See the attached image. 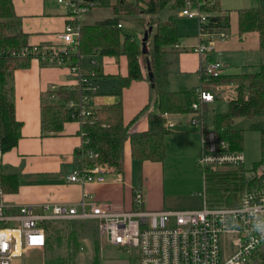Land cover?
I'll use <instances>...</instances> for the list:
<instances>
[{"label": "trees", "instance_id": "obj_1", "mask_svg": "<svg viewBox=\"0 0 264 264\" xmlns=\"http://www.w3.org/2000/svg\"><path fill=\"white\" fill-rule=\"evenodd\" d=\"M200 2L199 9L206 15L203 26L208 36L227 35L230 11L220 8L219 0H191ZM185 0H99L97 8L107 9L110 16L91 24L82 23L79 28L78 45L74 53L63 56L66 64L78 63L81 57L97 53L118 59H126L127 73L117 76V85L113 94L115 103L94 109L90 117L80 123L81 145L77 155L82 157L81 164L93 162L113 167L122 172L123 145L128 140L131 158L142 161L161 162L165 158L167 144L165 135L169 129L165 127V115L190 114L205 121L210 129L228 143L229 149L242 151L244 131L231 128L233 119L239 117L260 118L250 124L249 129L258 132L259 159L251 171L243 166L227 167L214 172L206 171L209 184L206 191L220 195L221 203L217 206L232 207L238 203L240 194L255 186L264 172V63L257 66L256 71L249 73L220 74L217 77L206 76L200 69L199 85L169 91L168 75L171 60L168 49L178 44L180 35L177 28L176 14L184 7ZM163 10L170 13L164 20L157 18ZM239 35L254 32L258 36V46L264 51V6L246 7L234 10ZM156 17L154 22L139 18L140 25L151 27L146 41V53L141 52V42L122 31L120 18L124 16ZM147 30V29H146ZM145 30V31H146ZM207 38L206 40H208ZM27 34L21 29L19 17L15 14L13 0H0V148L2 155L14 148L20 137V122L15 118L12 101L13 71L25 67L30 57L14 55L26 47ZM148 59L149 70H147ZM151 72L153 81H149ZM134 81H146L149 86V104L154 103L156 112L148 111V104L139 112L146 113L147 128L142 132H129V125L122 120L121 95L124 88ZM232 85L235 95L227 101L225 113H215L205 120L206 103H200L197 110L191 105L198 101L200 90L209 91L211 87ZM60 95L66 98L78 97L79 92L64 90ZM72 121L64 105L54 101L43 102L41 105V128L46 135H59L65 122ZM79 134V135H80ZM95 154L96 157L90 156ZM79 165V164H78ZM260 167L257 173L256 168ZM0 184L3 194L17 192L18 176L14 173L0 171ZM219 204V205H218ZM132 208V206H131ZM48 227V225H47ZM58 230L50 228V237L60 241ZM65 259L60 264L72 263L78 250V241L74 232L67 234ZM47 240V238H46ZM97 247L95 246V252ZM136 258L129 256V264H135ZM97 264V258L94 259ZM249 264H264V244L251 256Z\"/></svg>", "mask_w": 264, "mask_h": 264}, {"label": "crops", "instance_id": "obj_2", "mask_svg": "<svg viewBox=\"0 0 264 264\" xmlns=\"http://www.w3.org/2000/svg\"><path fill=\"white\" fill-rule=\"evenodd\" d=\"M219 1L223 11H230L229 29L225 38H215L213 51L210 54L198 55L192 51L198 43L196 22L186 30L177 24L180 39L177 45L168 49L170 66L175 65L181 76L198 73L196 85L182 86L178 90L199 85V71L208 59L213 57L218 58L222 63V74L249 73L250 71L247 72V70L257 68L258 64L264 63V51L259 49L257 34L251 32L239 35L237 31L234 10L246 8L247 5H243L244 0H231V3H228L229 0ZM255 4V7H262L264 0H255ZM13 7L20 19L21 29L27 34L28 45L53 46L57 44L56 36L62 32L65 25V10L62 4L57 3L56 0H13ZM89 14L91 10L85 17ZM84 57L88 58V65L85 68L80 62ZM84 57H81L79 61L80 70L93 72L97 86L99 79L114 78L116 82L114 86L112 85V91H98L96 86V94L90 99L92 108L100 109L115 103L117 97L113 92L117 85V76H125L127 73L125 57L120 56L116 59L100 56L97 53ZM68 76L66 66L43 65L35 59L29 60L25 67L13 71L12 101L15 118L21 125L20 137L16 146L2 155L0 171L16 174L18 188L15 193L3 194L5 203L15 206H31L35 213H42L43 205L77 206L81 195L86 193L89 199L95 202L107 203L116 211H125L131 209L133 190L138 189L143 194V207L151 211H160L168 206L165 201L161 200V192L162 187H166L165 181L171 185V182L175 180L174 167L192 168L196 173V180L187 178L183 183L187 186H190L192 182L199 184L202 173L195 160L200 151V134L195 127L190 126L189 120L187 122L181 119L183 116L190 118V114L165 115L166 121L173 123V127L165 135L167 148L163 161L138 162L132 159L127 140L123 145L121 173L107 166L102 183L69 182L67 176L82 162V157L76 153L81 145L80 123L65 122L59 135H46L41 128L42 103L54 101L62 104L69 98L65 96L62 98L60 95L61 91L69 90L72 84ZM53 88L58 96L54 100L50 98ZM219 89L223 92L231 90L230 93L224 94L226 95L224 96L226 98L225 109L219 112L212 111L210 118L215 113H225L228 99L235 95L234 87L231 85L214 86L208 91L213 95V101L206 104L210 105L215 102L216 96L213 92ZM148 96L149 86L146 81H134L123 89L121 95L122 120L125 125H129V132L146 130V113L139 114V112L147 104L148 111L156 112L155 107L150 109ZM195 167L200 170L201 176ZM168 209L186 210L185 208ZM84 223H89L97 231V224L94 220L44 221L43 228L47 238L45 246L41 249L26 250L23 256L16 259L13 264H20L24 258L32 255L52 252L50 248L57 240L49 236L51 227L57 229L59 234L65 233V237L70 231L74 232L78 241V235L83 231L78 226L80 224L84 226ZM83 229L86 231V228ZM95 246L97 245H94V251Z\"/></svg>", "mask_w": 264, "mask_h": 264}, {"label": "built area", "instance_id": "obj_3", "mask_svg": "<svg viewBox=\"0 0 264 264\" xmlns=\"http://www.w3.org/2000/svg\"><path fill=\"white\" fill-rule=\"evenodd\" d=\"M98 1L56 0L65 10V25L56 36L57 44L27 45L17 53L12 52L43 65L68 68L72 82L69 90L80 95L62 104L70 119L79 123L94 111L90 99L96 94L95 74L81 71L78 63L67 65V58L63 56L76 51L81 19ZM200 5V2L185 0L177 14L197 20L198 43L192 51L204 55L213 51L215 38L223 39L226 35L209 37L205 33L206 15L199 9ZM221 66L220 60L213 57L201 69L206 76L217 77ZM55 91L50 95L53 100L58 97ZM197 100L191 105L194 111L200 103L213 101V95L200 90ZM189 124L200 134V151L195 161L203 179L206 171L243 165V153L229 149L228 143L204 120L191 115ZM165 127L170 129L173 123L166 121ZM1 158L0 148V162ZM106 171L107 165L102 163L81 164L72 169L67 180L79 184L102 183ZM47 220H94L99 236L109 245L125 250L131 258L135 257V264H249L251 256L264 244V172L255 186L240 194L235 206L209 208L204 200L202 208L186 210H148L143 207L142 192L135 189L130 210L116 211L109 204L95 202L83 193L77 206L43 205L42 213H35L31 206L5 203L0 184V264H13L26 250L43 248L46 244L43 222Z\"/></svg>", "mask_w": 264, "mask_h": 264}, {"label": "rangeland", "instance_id": "obj_4", "mask_svg": "<svg viewBox=\"0 0 264 264\" xmlns=\"http://www.w3.org/2000/svg\"><path fill=\"white\" fill-rule=\"evenodd\" d=\"M125 1L133 2L134 0ZM228 3H231V0H229ZM243 5H247L245 7L256 6L255 0H244ZM169 13L170 11L163 10L159 13V15H157V18L164 20ZM110 15L111 14L109 10L94 7L91 9V14L87 15V17L84 16L81 20L82 23H92L96 20L109 17ZM141 17L142 15L124 16L120 18L123 33L131 35L138 42H141L144 31L148 29L146 25L142 26L139 24L138 19ZM176 17L178 26H181L185 30L190 29L192 25H195V22L197 23L196 19L180 17L178 14H176ZM142 18L145 21V24L149 21L154 22L156 20V17H146V19H144V17ZM196 31V33H198V28L196 29ZM80 62L81 66L85 68L88 65V58L84 57ZM256 69L257 68H253L247 70V72H254L256 71ZM220 71H223V66H221ZM168 81V90H178L182 86H194L198 83V73H194V75L189 76H181L176 69V66L171 65L169 67ZM93 84L97 86L96 81H93ZM98 84V91H112V85L114 86L116 82L114 78L104 80L99 79ZM230 90H226V92H223L222 89H219L213 92L216 96V100L213 104H206L205 120L209 121L212 111L219 112L222 111V109H225L226 98L224 96L226 95L224 94L230 93ZM230 95L232 96V94ZM153 108L154 103L151 102L150 109L152 110ZM181 119L182 121L188 122L189 117L183 116L181 117ZM258 120H260V118L239 117L233 119L231 124V128L242 129L244 131L243 148L241 151L244 155V162L242 166L244 170H247V172L252 170L254 164L258 162L259 159L258 132L249 129L250 124ZM174 168L175 180L171 182V185L165 181L166 187H162L161 200L165 201L168 205L163 207L164 209L162 210L168 208L200 209L204 205V200L206 201V206L209 208L220 207L214 203V201L219 204L221 203L220 195L216 192L214 193L213 191H206L209 182L208 180H206V177L203 179V176H201L200 170L197 167L195 168L201 176L199 179V184L196 185V182H192L190 186H187V184L183 182L187 178L196 180L195 171L192 168ZM256 171L257 173H259L260 167H257ZM82 226L83 224H80L78 226L79 228H82L83 231L78 235V252L75 256L73 264H94L93 262L96 258L97 264H129V256L126 254L125 250L108 245L103 238L99 237L97 231H95V227L91 226L89 223H84V226ZM83 228H86V231ZM59 235L60 241H54L53 246H51V248L48 247L52 252H45L41 255L38 254L32 255L31 257H26L20 264H60V256L62 259H65L66 257L65 246H67V238L65 237V233H60ZM95 244L98 247L97 252L94 251Z\"/></svg>", "mask_w": 264, "mask_h": 264}, {"label": "water", "instance_id": "obj_5", "mask_svg": "<svg viewBox=\"0 0 264 264\" xmlns=\"http://www.w3.org/2000/svg\"><path fill=\"white\" fill-rule=\"evenodd\" d=\"M151 31V27H149L146 31H144L142 39H141V52L142 54L146 53V41L148 38V34ZM146 64H147V70H149V63H148V59H146ZM148 77H149V81L152 82L153 81V77L151 72H148Z\"/></svg>", "mask_w": 264, "mask_h": 264}]
</instances>
